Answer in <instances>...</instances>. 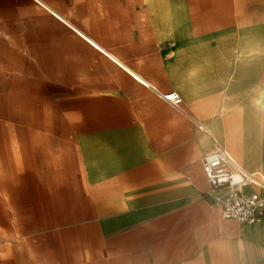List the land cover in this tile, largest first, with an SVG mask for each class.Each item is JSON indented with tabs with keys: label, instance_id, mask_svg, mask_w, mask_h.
<instances>
[{
	"label": "crops",
	"instance_id": "obj_1",
	"mask_svg": "<svg viewBox=\"0 0 264 264\" xmlns=\"http://www.w3.org/2000/svg\"><path fill=\"white\" fill-rule=\"evenodd\" d=\"M36 1L84 40L58 116L22 129L34 264H264V217L224 218L201 169L209 138L243 121L246 102L227 114L224 95L257 77L264 96V53L245 50L264 45V0H84L105 40ZM253 149L243 168L264 174V137Z\"/></svg>",
	"mask_w": 264,
	"mask_h": 264
},
{
	"label": "rangeland",
	"instance_id": "obj_2",
	"mask_svg": "<svg viewBox=\"0 0 264 264\" xmlns=\"http://www.w3.org/2000/svg\"><path fill=\"white\" fill-rule=\"evenodd\" d=\"M44 1L55 4L90 35L103 40L113 37L112 31L99 30L97 16L89 14L84 0ZM70 39L84 40L36 0H0V264H34L36 258L30 252L32 239L25 237L32 230L22 226V129L30 128L33 119L57 117L59 104L69 97L67 86L77 80L74 73H82L75 56L78 47ZM245 50L252 56L263 55L264 45L251 39ZM251 81H257L255 87L236 84L224 95L225 113L233 114L252 95L259 96L258 78ZM246 89L250 92L242 93ZM252 123L245 120L241 134L249 169L258 160L253 148L264 137L251 131Z\"/></svg>",
	"mask_w": 264,
	"mask_h": 264
},
{
	"label": "built area",
	"instance_id": "obj_3",
	"mask_svg": "<svg viewBox=\"0 0 264 264\" xmlns=\"http://www.w3.org/2000/svg\"><path fill=\"white\" fill-rule=\"evenodd\" d=\"M170 104L183 102L174 90L161 94ZM201 169L208 184L206 194L217 203L226 219L237 223H254L264 217V174L244 169L225 148L214 147L201 156Z\"/></svg>",
	"mask_w": 264,
	"mask_h": 264
},
{
	"label": "bare ground",
	"instance_id": "obj_4",
	"mask_svg": "<svg viewBox=\"0 0 264 264\" xmlns=\"http://www.w3.org/2000/svg\"><path fill=\"white\" fill-rule=\"evenodd\" d=\"M253 84L254 83H252V85ZM243 111H244L243 121L239 129L235 132V135L226 138V140H224L225 141L224 144L219 146H225L226 148L230 149L232 154L238 159L242 167L249 169L246 165L247 161H245V154L248 155L247 153L248 150L246 148V142L241 139V134L245 127L244 122L245 120H248V121H253V123L251 124L252 125L251 131L252 132L259 131L264 136V96L260 98V95L258 97L252 95L249 101L246 102ZM228 139L230 141H228Z\"/></svg>",
	"mask_w": 264,
	"mask_h": 264
}]
</instances>
